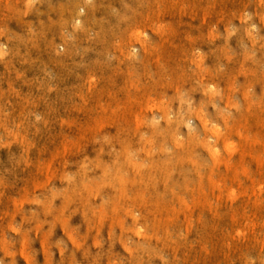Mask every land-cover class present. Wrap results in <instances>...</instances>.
Returning a JSON list of instances; mask_svg holds the SVG:
<instances>
[{
  "label": "rangeland",
  "instance_id": "1",
  "mask_svg": "<svg viewBox=\"0 0 264 264\" xmlns=\"http://www.w3.org/2000/svg\"><path fill=\"white\" fill-rule=\"evenodd\" d=\"M0 52V264H264V0H0Z\"/></svg>",
  "mask_w": 264,
  "mask_h": 264
},
{
  "label": "bare ground",
  "instance_id": "2",
  "mask_svg": "<svg viewBox=\"0 0 264 264\" xmlns=\"http://www.w3.org/2000/svg\"><path fill=\"white\" fill-rule=\"evenodd\" d=\"M167 10H168V9H167ZM138 35H139V34H138ZM144 45H145V44H144ZM146 46H147V45H146ZM1 52H2V51H1ZM1 52H0V53H1ZM144 52H145V51H144ZM146 52H147V50H146ZM212 92H213V91H212ZM213 93H214V92H213ZM214 95H215V94H214ZM99 104H100V103H99ZM126 112H127V111H126ZM117 118H118V117H117ZM124 118H125V117H124ZM166 119H167V116H166ZM178 119H179V118H178ZM110 120H111V119H110ZM112 120H113V118H112ZM206 120H207V119H206ZM167 121H169V120L167 119ZM109 122H111V121H109ZM119 122H120V121H119ZM155 122H156V121H155ZM120 123H121V122H120ZM120 123H119V124H120ZM203 123H204V122H203ZM207 123H208V122H207ZM207 123H205V124H207ZM169 124H171V122H170ZM73 125H74V124H73ZM204 126H205V125H204ZM204 126H203V127H204ZM76 128H77V127H76ZM89 128H90V127H89ZM92 128H93V127H92ZM85 129H86V128H85ZM90 130H91V129H90ZM159 131H160V130H159ZM218 132H219V131H217V134H218ZM154 134H155V133H154ZM154 134H153V135H154ZM213 135H214V134H213ZM215 135H216V133H215ZM215 135H214V136H215ZM126 139H127V138H126ZM176 139H177V138H176ZM177 140H178V139H177ZM177 140H176V141H177ZM176 141H175V143H177ZM77 142H79V141H77ZM173 142H174V140H173ZM180 143H181V142H180ZM180 143H179V144H180ZM173 144H174V143H173ZM208 145H209V144H208ZM209 146H210V145H209ZM209 146H208V147H209ZM208 149H209V148H207V150H208ZM210 149H212V148H210ZM123 150H124V149H123ZM212 150H213V149H212ZM211 153H213V151H212ZM214 154H215V151H214L213 154H210V155H213V157H214ZM115 156H116V155H115ZM217 156H218V155H217ZM216 158H218V157H216ZM216 158H213V159H216ZM98 161H99V160H98ZM213 161H214V160H213ZM216 161H217V159H216ZM156 163H157V161H156ZM100 164H101V163H100ZM100 164H99V165H100ZM154 164H155V163H154ZM215 164H216V163H215ZM112 168H113V167H112ZM105 169H106V168H105ZM159 170H160V169H159ZM105 172H106V171H105ZM108 172H109V171H108ZM150 172H151V171H150ZM245 174H246V173H245ZM104 176H105V175H104ZM247 176H248V174H247ZM126 181H127V180H126ZM126 181H125V182H126ZM127 182H128V181H127ZM124 192H125V191H124ZM160 200H161V199H160ZM183 203H184V202H183ZM162 206H163V204H162ZM184 207H185V206H184ZM189 209H190V208H189ZM177 211H178V210H177ZM176 213H177V212H176ZM136 215H137V214H136ZM190 223H191V222H190ZM238 233H239V231H238ZM242 235H243V234H242Z\"/></svg>",
  "mask_w": 264,
  "mask_h": 264
}]
</instances>
